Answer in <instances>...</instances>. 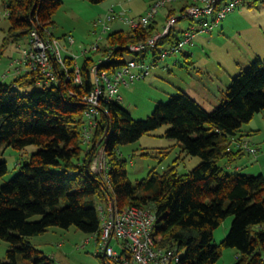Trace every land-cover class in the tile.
I'll list each match as a JSON object with an SVG mask.
<instances>
[{"label":"trees","instance_id":"16d2710c","mask_svg":"<svg viewBox=\"0 0 264 264\" xmlns=\"http://www.w3.org/2000/svg\"><path fill=\"white\" fill-rule=\"evenodd\" d=\"M1 1L8 23L1 54L9 46L26 42L36 24L57 38L49 25L63 0ZM88 1L96 4L104 0ZM172 12L166 10L164 14ZM157 29L158 25H150L144 30L108 32L104 44L82 56L78 66L81 84L73 81L78 59L68 55L63 58V67L58 63L53 67L57 83L27 69L9 81L10 77L0 79V146L38 148L0 188V239L8 244L5 264H55L28 240L51 227H74L98 238L97 207L108 200L119 207L153 211L157 244L177 248L181 252L178 264H216L226 248L236 250L234 264H264V177L227 169L246 152L239 146L249 136L243 133L242 125L255 114L264 113V61L257 58L232 78L220 105L210 112L183 92L158 104L150 116L138 121L118 102L104 104L98 109L90 141L83 142L85 112L89 108L84 98L92 90L90 69L109 55L111 60L103 62L99 70L118 68L129 53L127 46L152 36ZM173 37L170 33L158 44L175 45L179 39ZM158 52H153L155 58ZM38 82H43V88L28 94L14 89ZM164 125L169 128L163 137L173 144L157 154L163 158L179 148V153L197 156L200 162L189 172L179 174L178 154L174 165L162 174L151 170L133 185L119 147ZM101 148L108 185L90 169ZM151 154L143 152L141 156ZM221 161L224 165L219 164ZM6 172V163L0 160V177ZM34 216L39 220L29 221ZM227 216L233 217L230 230L214 245L213 229ZM101 260L109 264L106 257Z\"/></svg>","mask_w":264,"mask_h":264},{"label":"rangeland","instance_id":"374dc122","mask_svg":"<svg viewBox=\"0 0 264 264\" xmlns=\"http://www.w3.org/2000/svg\"><path fill=\"white\" fill-rule=\"evenodd\" d=\"M149 3L150 0H104L96 4L88 0H63L62 5L55 10L53 23L49 28L60 41L63 55L69 52L80 55L83 50L91 49L97 41V36L92 33V23L97 19L96 17L107 13L113 6L115 11L122 14L123 21L115 23L111 30L126 31L129 28L126 21L136 20L144 15ZM164 13V10L159 11V15ZM176 16L180 17V14L176 13ZM213 18L214 16L211 15L205 16L209 22ZM7 27L8 23L0 0V51ZM193 27H197L196 21L184 18L177 22L172 34L180 40L184 32L193 33L194 31L191 30ZM67 37L74 40L73 45H68ZM104 37L99 43L104 44ZM24 44L25 41L19 46H9L4 49L3 54L0 53V74L6 70L12 72L9 64L19 57L20 49L25 47ZM170 47L171 44L166 42L158 45L157 51L162 52ZM152 51L154 50L139 54L128 53L123 57L125 60L140 59L146 55L145 65L152 68L144 79L137 80L127 87H119L120 107L125 109L132 119L144 120L151 115L158 104H165L183 92L210 112L220 105L221 95L230 85L232 78L255 60L264 61V0H250L238 5L210 32L196 35L192 45H185L182 51L170 54L154 65ZM82 58V56L78 58V65L81 64ZM94 58L98 59V56ZM42 88L43 82H38L14 89L19 94H28ZM168 128L166 125L161 126L148 135H142L135 142L119 147L121 156L127 160V177L133 185L146 178L151 170L162 174L170 165H174L178 154H181V159L176 163L179 174L189 172L200 162L197 156L179 153V148L170 150V153L163 158L157 154L173 144L171 140L163 137ZM242 130L243 133H249L243 141L257 151L256 153L246 151L234 162V165L241 166V174L256 175L257 171H261L264 175V171L259 167L261 163L264 169V113L255 114L249 122L242 125ZM37 150L38 148L33 145L21 150L1 145L0 160L7 166L6 174L0 177L1 184L9 182L19 172L20 165L26 162V158ZM143 152L152 154L143 157L141 156ZM219 164L224 165V162L221 161ZM228 170L232 171L229 168ZM39 218L34 216L29 221H37ZM232 220V216H227L218 227L213 229L214 245L225 239ZM28 240L37 250L52 258L55 264H103L101 260L103 252L101 245L96 244L95 236L85 234L74 227L68 229L51 227L45 233L30 237ZM111 246L114 251L120 253L121 249L118 245L113 242ZM7 250L8 244L0 239L1 264L8 262ZM235 260L236 250L226 248L222 250L216 264H234ZM107 261L113 264L109 259Z\"/></svg>","mask_w":264,"mask_h":264},{"label":"built area","instance_id":"2783aa9c","mask_svg":"<svg viewBox=\"0 0 264 264\" xmlns=\"http://www.w3.org/2000/svg\"><path fill=\"white\" fill-rule=\"evenodd\" d=\"M249 0H150L146 13L138 19H130L127 22L129 31L144 30L150 25H158L153 35L145 37L136 43L129 44V53H142L143 51L157 52L158 42L164 37H168L174 31L178 21L187 18L194 19L197 27H193L191 32H184L183 38L177 40L175 45L171 44L170 49L158 52L155 58L153 54V65L163 61L170 54L182 51L185 45H192L196 35L211 31L214 26L238 5L244 4ZM160 10H171V15H159ZM180 14V17L176 16ZM211 15L214 18L211 22L205 16ZM163 17V18H162ZM123 21L121 13L109 10L103 17L96 19L92 23L93 35L97 36V41L92 45L91 50H97L99 41L106 37L111 23ZM104 37V40H105ZM69 46L74 44L71 37H67ZM88 51L83 50L80 55L72 52L66 55L77 60ZM60 41L50 36L49 31L40 26L33 25L26 40V46L21 49L19 58L15 61L18 65L15 72L24 69L35 71L44 76L48 82L57 83V77L53 71L55 63L63 67V58ZM142 56L140 59H123V63L110 72L99 70L100 65L111 60V55L105 57L98 65L90 69V79L92 90L84 98V102L89 106L85 112L86 125L83 131V142L90 141L92 130L96 126V116L98 109L111 101L119 102L121 97L119 87L129 86L137 80L144 79L151 66L145 65ZM79 65L75 67L73 81L81 84ZM6 73L1 78L5 77ZM239 146L245 151L256 153V149L248 145L246 141H241ZM90 169L98 174L105 184H109L108 176L105 175L106 161L105 153L101 148L93 158ZM99 229L98 238L95 236L96 244L101 245L103 256L113 264H178L181 252L177 248H161L158 246L159 237L155 234L156 218L153 211L135 206L119 207L113 200H108L105 204L97 207ZM115 243L121 249L120 253L114 251L111 243Z\"/></svg>","mask_w":264,"mask_h":264},{"label":"crops","instance_id":"0c3cea01","mask_svg":"<svg viewBox=\"0 0 264 264\" xmlns=\"http://www.w3.org/2000/svg\"><path fill=\"white\" fill-rule=\"evenodd\" d=\"M119 3V2H118ZM148 7V6H147ZM114 10L115 11V9H114V7L113 6H111L110 7V9L109 10ZM147 10V9H146ZM115 12H117V11H115ZM117 13H119V12H117ZM104 16V14L103 15H100V16H98V17H96L97 19L98 18H100V17H103ZM120 21V20H119ZM119 21H115V22H113V23H111V25H110V27H109V30H111V27L115 24V23H121V22H119ZM126 30H128V29H126ZM110 32V31H109ZM111 32H114V31H112L111 30ZM51 34H52V32H51ZM53 35V34H52ZM54 36V35H53ZM24 46H26V42H25V44H24ZM18 51H19V49H18ZM20 51H21V49H20ZM19 58V57H18ZM18 58H16L15 60H13V61H11V63L9 64V68H11V70H12V72L10 73L9 72V70H6V71H3L0 75V79H1V77H2V74L4 75L5 73H6V76L5 77H10L9 79H8V81L9 80H11V78H12V76L13 75H15L16 74V72H15V69H16V67L18 66L16 63H15V61L18 59ZM197 101V100H196ZM257 151V150H256ZM259 167L261 168V170L262 171H264V169H263V166H261V163H259ZM230 169V170H232V172H239L240 173V170L242 169L241 168V166H238V165H234V164H232V165H230V166H228L227 167V169ZM253 168V167H252ZM262 175L263 177H264V175H263V173L261 172V171H257V174L256 175ZM247 175H250V174H247ZM253 175V174H252ZM2 184H1V182H0V186H1Z\"/></svg>","mask_w":264,"mask_h":264}]
</instances>
